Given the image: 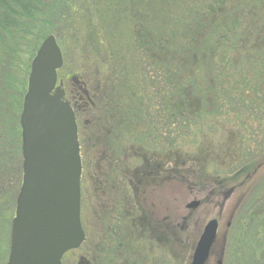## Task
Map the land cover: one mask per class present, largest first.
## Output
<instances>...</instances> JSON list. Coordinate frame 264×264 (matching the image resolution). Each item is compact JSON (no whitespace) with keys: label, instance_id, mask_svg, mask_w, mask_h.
Returning <instances> with one entry per match:
<instances>
[{"label":"rangeland","instance_id":"obj_1","mask_svg":"<svg viewBox=\"0 0 264 264\" xmlns=\"http://www.w3.org/2000/svg\"><path fill=\"white\" fill-rule=\"evenodd\" d=\"M228 3L221 23L224 26L231 23L232 29L225 26L226 36L211 35L212 48L207 51V73L216 70L222 73V78L221 73H213L215 76L207 81L218 86L221 99L211 98L209 117L191 123L180 129L181 132L175 120L168 117L169 113L161 112L158 120L150 118L149 124L144 120V113L140 120V116L136 118L127 111L137 108L145 85L143 75L137 73L143 66V52L132 42L128 44L129 57L136 58L137 54L139 59L130 58L129 74L132 75L124 73L129 80L125 88L120 80L124 76L117 74L115 81L119 86L114 88V93L118 106L130 114L131 132H127V139L136 142L131 148V141L126 140L115 153L109 149L113 139L107 136L108 124L101 117L95 120L98 111H92L87 102L91 100L88 92L97 87L99 92L106 91V84L114 83V76L109 80L107 67L99 69L94 60H84L69 40H62L63 65L57 71L56 86L67 89L69 97L72 95L74 99L79 91L84 96L82 103L88 104L86 109H81L84 105L77 106L80 112L76 116L82 159L81 222L85 241L79 248L69 250L62 264H191L197 242L213 219L218 220L219 226L206 264H230L223 246L227 237H240L239 218L250 214L254 222L252 242L261 238L264 233V0H243L241 6L239 0ZM232 13L237 20L231 18ZM215 41L219 43L216 49ZM4 69L0 68V75L7 73ZM2 79L6 76H0ZM139 83L143 87L139 85L135 89L133 85ZM86 86L88 92L84 90ZM222 87L227 88V93ZM151 89L153 92V87L149 92ZM63 100L69 102L65 95ZM13 112L9 105L1 113L0 123L10 126V130ZM226 152L235 156L232 159L228 155L232 163L244 161L247 168L220 185L217 182L223 175L217 172L222 159H226ZM21 158L23 167V155ZM149 164L151 168H161L160 172L148 177ZM138 167L143 168L141 176L144 175L139 183V178L132 176ZM171 174L176 178H169ZM193 202L199 204L189 207ZM140 212L145 219V231L132 224V218L137 219ZM162 226L174 227L176 233ZM261 243L264 247V239ZM252 250L244 255L247 263L264 264V258ZM229 255L234 264H239L235 254Z\"/></svg>","mask_w":264,"mask_h":264},{"label":"trees","instance_id":"obj_2","mask_svg":"<svg viewBox=\"0 0 264 264\" xmlns=\"http://www.w3.org/2000/svg\"><path fill=\"white\" fill-rule=\"evenodd\" d=\"M228 1L0 0V68L4 67L7 72L0 75L6 76L5 80H0V121L3 119L1 113L7 111V106L12 105L14 109V117L11 116L10 120L11 130L7 124L0 123V264H4L9 256L11 227L23 178L20 115L26 83L31 62L42 41L54 35L61 47L62 40H69L84 60H94L99 69L107 67L109 80L114 76V83L106 84L104 92H99L98 87L88 92L86 86L84 90L91 95V100L87 101L89 108L98 111L95 120L101 117L108 124L105 130L107 136L113 139L109 149L115 153L126 140L131 141V148L135 146L134 139H127V132H131V119L127 111L136 118L140 116V120L144 113V120L149 124L152 122L150 118L158 120L161 112L169 113L168 117L175 120L179 132L191 123L209 117L211 98L217 96V99H221L222 93L218 86L207 81L212 75L215 76L213 73H221L219 70L207 73V51L209 47L212 48L209 38L211 35L215 38L226 36L227 33H223L228 31L225 26L232 29L231 23L225 26L221 23L225 8L229 6ZM242 3L243 0H239V6ZM230 15L237 20L233 13ZM69 35V39H66ZM220 40L222 42L223 38ZM131 42L143 52L140 59L143 66L139 67L137 73L143 75L145 85L137 108L132 110L128 106L129 109L123 112L115 99L114 88L119 86L115 81L118 73L124 76L120 80L125 88V84L129 83L128 76L132 75L129 74L130 60L139 59L137 54L136 58L129 57L127 46ZM173 43H176L175 46ZM215 44L216 49L219 43L215 41ZM132 52L135 54V51ZM124 73H128V76ZM215 78H219L218 75ZM139 85L143 87L141 83L133 87L138 89ZM151 87L153 92L152 89L151 92L148 90ZM224 89L222 87L227 93V88ZM83 105L81 109H86L87 105ZM77 112L79 114L80 111ZM250 136L252 139V131ZM208 153L211 155L210 151ZM228 155L235 158L232 153L226 152L224 155L226 159H222L217 172L223 175L217 182L220 185L247 168L244 161L232 163ZM252 217L250 214L239 218L240 237H227L223 249L225 247L230 264L234 262L229 254H235V261L239 264H250L244 255L252 249L253 253L264 258L261 243L264 233L252 242ZM118 240L122 242V238ZM240 251L242 254L238 253Z\"/></svg>","mask_w":264,"mask_h":264},{"label":"water","instance_id":"obj_3","mask_svg":"<svg viewBox=\"0 0 264 264\" xmlns=\"http://www.w3.org/2000/svg\"><path fill=\"white\" fill-rule=\"evenodd\" d=\"M62 65L61 48L49 35L32 60L23 100V181L4 264H62L63 256L85 241L78 124L72 105L63 100L64 89L56 86ZM218 226L217 219L205 226L191 264L207 263Z\"/></svg>","mask_w":264,"mask_h":264},{"label":"flooded vegetation","instance_id":"obj_4","mask_svg":"<svg viewBox=\"0 0 264 264\" xmlns=\"http://www.w3.org/2000/svg\"><path fill=\"white\" fill-rule=\"evenodd\" d=\"M63 87H65L64 86V83H63ZM65 91H66V93H65V96H66V98L69 100V102L73 105V107H74V109H75V114H76V116H77V113H76V111H77V106L78 107H81V106H83V104H85V102L84 103H82L81 104V101H83V98H84V96H81L82 94H80V92L78 91V92H76V93H78L77 94V96H75L76 98L74 99L73 98V96L72 95H70V97H69V92L67 91V89H65ZM74 94V93H73ZM86 97H88V95L86 94ZM80 98H81V100H80ZM145 159V158H144ZM165 163V162H164ZM163 163V164H164ZM162 164V163H161ZM161 164H159V166H162ZM150 165V164H149ZM152 166L150 165V167H149V171L147 172V176L148 177H150L151 175H154V174H156V173H158V172H160V170H161V168H159V167H154V168H151ZM143 170V168L142 167H138V168H136V169H134V171L132 172V176H134V177H137V178H139V181H138V183L140 182V180L141 179H144V175L143 176H141V171ZM127 173H129V171H126ZM136 174V175H135ZM137 174H138V176H137ZM172 177H175L176 178V176L174 175V174H171L170 176H169V178H172ZM145 181V180H144ZM129 205H130V203L129 202H127L126 203V206H128L129 207ZM129 214H130V212H129V208H127V216L128 217H130L129 216ZM140 216L137 218V219H135V218H132V220H133V222H132V224H133V226H135V228H137V229H143L144 228V231H145V229H146V227H144V222H145V219H144V217H143V213L141 214V212H140V214H139ZM165 228V229H169L171 232L173 231V233L175 234L176 232V229L174 228V227H170V226H162V228ZM154 230H155V227H154ZM165 233V232H164ZM96 259H97V257H96ZM93 262L95 263V261L93 260ZM91 264H93L92 262H91Z\"/></svg>","mask_w":264,"mask_h":264}]
</instances>
